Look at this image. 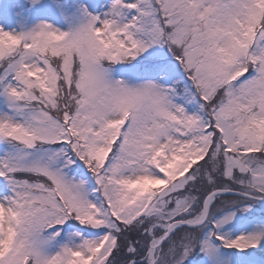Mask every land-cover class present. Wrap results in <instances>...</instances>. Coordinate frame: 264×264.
Wrapping results in <instances>:
<instances>
[{
	"label": "snow or ice",
	"instance_id": "6c2138e0",
	"mask_svg": "<svg viewBox=\"0 0 264 264\" xmlns=\"http://www.w3.org/2000/svg\"><path fill=\"white\" fill-rule=\"evenodd\" d=\"M0 264H264V0H0Z\"/></svg>",
	"mask_w": 264,
	"mask_h": 264
}]
</instances>
